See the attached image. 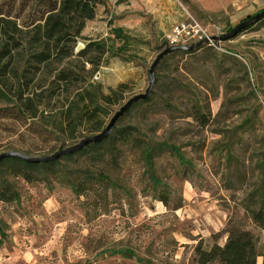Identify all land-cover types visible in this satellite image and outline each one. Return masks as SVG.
Returning <instances> with one entry per match:
<instances>
[{
	"label": "rangeland",
	"instance_id": "1",
	"mask_svg": "<svg viewBox=\"0 0 264 264\" xmlns=\"http://www.w3.org/2000/svg\"><path fill=\"white\" fill-rule=\"evenodd\" d=\"M34 1L0 0V10L21 22ZM263 8L264 0H102L76 48L108 37L114 26L131 38L129 53L106 55L91 78L104 92L120 82L129 86L106 107L104 126L129 98L145 93L161 51L202 42L199 49L165 55L148 102L131 107L115 125L137 128L150 145L175 146L182 159L166 148L154 152L158 185L131 145L100 162L61 160L56 172L31 184L5 173L20 197L0 202V264H199L195 247L223 246L233 228L253 235L261 264L264 232L245 208L259 206L263 177L264 22L219 37ZM181 23L199 33L169 44ZM12 106L0 102V109ZM56 106L51 102L45 113ZM13 114L0 113V154L49 155L89 135L83 120L75 139L61 141L50 126Z\"/></svg>",
	"mask_w": 264,
	"mask_h": 264
},
{
	"label": "trees",
	"instance_id": "2",
	"mask_svg": "<svg viewBox=\"0 0 264 264\" xmlns=\"http://www.w3.org/2000/svg\"><path fill=\"white\" fill-rule=\"evenodd\" d=\"M100 2L102 0H35L21 22H18L20 16L14 19L10 12L5 14L0 10V102L13 104L10 109H0V113L7 110L9 114L29 119L31 125L50 126L55 133L61 134V141L75 139L77 131L84 130L83 120L90 125L85 128L89 135L105 128L104 119L109 115L106 107L116 105L129 91V86L120 82L104 92L91 78L103 65L106 55L129 53L131 38L121 27L114 26L109 29L108 37L89 40L81 49L76 48L85 24L95 18ZM263 22L264 18L255 24ZM148 99L138 100L133 106L145 104ZM51 102L57 105L55 112L45 113ZM197 120L203 125L207 123L201 114H198ZM137 133V128L114 127L107 138L56 160L33 163L17 157L3 159L0 163V202L13 203L20 197L14 184L3 177L5 173L31 184L38 181L43 173L56 172L55 168L61 160L81 156L100 162L106 159V154L113 156L125 145L140 150L150 179L158 185L160 182L153 171L154 152L166 148L182 157L175 146L150 145ZM261 167L263 177L257 196L259 206L249 205L245 210L264 232L263 162ZM195 251L199 264L212 261L220 264H257L259 255L253 235L241 228L229 230L223 246L214 244L206 251L198 244ZM261 264H264V258Z\"/></svg>",
	"mask_w": 264,
	"mask_h": 264
},
{
	"label": "water",
	"instance_id": "3",
	"mask_svg": "<svg viewBox=\"0 0 264 264\" xmlns=\"http://www.w3.org/2000/svg\"><path fill=\"white\" fill-rule=\"evenodd\" d=\"M262 18H264V8L262 10H260L259 12L251 15L248 19L240 22L238 25L233 27L226 34H223L222 36H220L219 39L220 40L228 39V38L234 36L235 34H237L238 32H240L241 30L246 29L249 26L255 24L257 21L261 20ZM215 39H217V38H215ZM201 44H202V42H197V43H194V44L187 46V47L171 46V47H167L163 51H161L156 56V58L154 59V61L151 64V67L149 70V84H148V87H147L145 93L137 94V95H134L131 98H129L125 102L124 105H122L116 112H114V114L110 117L107 125L105 126V128L101 132L85 136L76 144H74L72 146L65 147V148H59L57 151H55L54 153L47 155V156H32V155L23 154V153L18 152V151H6V152H3L0 154V163L3 159H5L7 157H17V158H20L22 160H25L28 162H33V163L41 162V161L56 160L62 155L76 152V151L82 149L83 147L87 146L88 144L96 143V142L103 140L104 138H107L110 135L113 128L115 127L117 121L123 116V114H125L133 106V104L135 102H137L138 100L147 99L150 97V94L152 92V88L154 85V81H155V69H156L157 65L159 64L160 60L165 55L170 53L171 51H175V50L190 51V50L194 49L195 47L196 48L199 47Z\"/></svg>",
	"mask_w": 264,
	"mask_h": 264
},
{
	"label": "built area",
	"instance_id": "4",
	"mask_svg": "<svg viewBox=\"0 0 264 264\" xmlns=\"http://www.w3.org/2000/svg\"><path fill=\"white\" fill-rule=\"evenodd\" d=\"M198 33V29H196L193 25L181 23L172 28L170 34L168 35V42L169 44L176 45L183 41V38H185L186 35L195 37Z\"/></svg>",
	"mask_w": 264,
	"mask_h": 264
}]
</instances>
